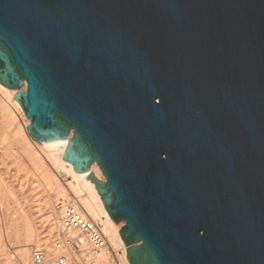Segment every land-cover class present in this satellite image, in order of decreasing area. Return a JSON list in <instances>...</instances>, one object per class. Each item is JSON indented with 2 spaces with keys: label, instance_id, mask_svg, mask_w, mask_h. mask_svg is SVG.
<instances>
[{
  "label": "water",
  "instance_id": "obj_1",
  "mask_svg": "<svg viewBox=\"0 0 264 264\" xmlns=\"http://www.w3.org/2000/svg\"><path fill=\"white\" fill-rule=\"evenodd\" d=\"M0 84L130 264H264V0H0Z\"/></svg>",
  "mask_w": 264,
  "mask_h": 264
},
{
  "label": "bare ground",
  "instance_id": "obj_2",
  "mask_svg": "<svg viewBox=\"0 0 264 264\" xmlns=\"http://www.w3.org/2000/svg\"><path fill=\"white\" fill-rule=\"evenodd\" d=\"M15 92H16L15 90L8 89V88L4 87L2 84H0V112L3 115V119H1V121L4 120V123L1 122V124H5L7 129H10L13 127L14 115H13L12 111L7 108L6 104H4L2 99L3 98H5V99L10 98L13 108L20 109L22 111L19 103L16 100H14V98H13ZM22 113H23V111H22ZM28 124H29V122H26L25 126L22 129L21 128L15 129L13 127V129H15L12 133V137L14 138L13 140H16V138L21 137V139H23L25 142L31 140L35 146H38L39 148H41V150H42L41 152L44 153L43 158H45V160H47L49 165H51L55 170H57L58 173L65 175V178H64V179H66L65 186L75 196H77L79 198L78 200L80 201V204L84 208L86 213L94 219H97V218L101 219V221L104 225V229L109 234L110 243L114 246L118 245L121 247L120 255L122 257L123 264H130L128 262V260L126 259L124 243L122 242V239H121L120 234L118 232V230L123 225V223L118 222L115 224L114 221L110 218L109 214L107 213V211L103 207L100 196L95 189L94 183H92L90 180H88L86 178L87 172L78 173V172L74 171L73 166L70 163L63 160L62 155H63L67 141L66 140H55V141H51V142H47V143L35 142L30 138V136L27 133L26 126ZM7 129H4V130L7 131ZM1 130H2V132H5L3 130V126H2V129H0V134H1ZM1 135H0V137H3L4 134L2 136ZM4 142H6V141L4 140L3 143ZM18 143H20V140ZM5 144H7V142ZM24 144H28V142H26ZM33 149H31L29 146H26V147H24V152H22V153H25L28 156L29 160L31 161L30 164H33L34 169L36 168L39 171V173L41 174L42 180L44 181V183L46 185H48V188H49L54 183L53 182L54 176L49 170L45 169V167H44L45 162H43L42 158L40 157L41 155H39L38 152L34 151ZM20 151H22V150H20ZM2 153H4V152H2ZM3 158H5V157H3ZM3 158H1V160H5ZM16 161H17V159H16ZM5 170L6 169H4V171ZM90 171L94 172L99 179L104 180V177H103L100 169L96 165V163L91 164ZM15 175H16V173H15ZM7 176H9V174L6 175V177ZM16 176H18V175H16ZM16 180H18V179H16ZM0 181H1V179H0ZM1 182H3V180ZM16 183H18V182H16ZM20 184H21V182L17 186L22 187ZM11 185H12V183H11ZM14 188H16V187H14ZM0 189H2V188H0ZM6 189H8V188H6ZM6 191H8V190H6ZM1 192H3V190ZM11 192H12V190H11ZM14 192H12L13 193L12 195H14L13 197L15 198L16 195L14 194ZM2 194H4V192ZM8 195H9V193H8ZM82 195H85V196H82ZM3 196L5 197L6 195L4 194L0 198V200L3 199V201H1V203H0V208H1L0 212H2V214L4 215V219L6 220L5 223H4L5 220L4 221L2 220L3 224H6L5 226L10 228V230L6 229V231L8 230V232H9V233H6V234H8V235H6L7 239L9 238L8 240H11V241L14 240L15 241V244H16L15 249H16V255H17L16 258L23 260V262L26 261V263H27L29 261L28 258L30 257V255H29V246L30 245H32L33 247H36V246L40 245L41 244L40 242H42V241H44V243H46V244L50 243L49 239L55 234V232L58 228V226H56V220L54 219L55 217L52 215V213H50L51 211L46 207V209H44L45 212L42 214V216H39V217H36L35 211L32 208H29L26 210L21 209L20 213H17L19 215L13 216V218H12L10 216H12V214L14 215V213L17 210L13 211L12 208H8L9 203L7 204L6 200H8L9 197L5 199V198H3ZM10 196H11V194H10ZM40 198L42 199V201H41V205H39L40 206L39 209L42 208L41 206H46V204H47L46 196L44 193L41 194ZM16 199L17 198H15V200ZM18 200H20V198ZM15 202H17V200ZM18 203L19 204L21 203V205H22L21 201L17 202L16 203L17 207H18ZM9 206H11V205H9ZM19 207H22V206H19ZM9 209H11L13 211L12 212L10 210V213H12V214L9 213ZM17 209L20 210V208H17ZM9 214H10V216H9ZM37 222H39V225L37 224ZM38 227L39 228L44 227V228L41 229V232H39L40 230H37ZM45 229H46V232L43 233V231ZM36 231L39 233H37ZM72 235L75 236L76 232H73ZM1 237H0V264H18L17 263L18 261L16 262L17 259L15 260L13 258L14 256L13 257L11 256L10 251H8L7 247H6L7 250L5 249V247H4L5 243L3 244ZM78 241H79V248H80L81 255L84 257V260L87 262V264H111L110 263L111 257L109 254H107L106 252L95 253V252H92L91 250H88V247H89V246H87L88 242L83 238V236H78ZM118 250H120V249H118Z\"/></svg>",
  "mask_w": 264,
  "mask_h": 264
},
{
  "label": "rangeland",
  "instance_id": "obj_3",
  "mask_svg": "<svg viewBox=\"0 0 264 264\" xmlns=\"http://www.w3.org/2000/svg\"><path fill=\"white\" fill-rule=\"evenodd\" d=\"M2 100H3L4 104H6L7 108L9 110H11L13 115H14L13 127L15 129H17V128L22 129L25 126L26 122H29L27 120V118L25 117V115L22 113V111L20 109L13 108L10 98H6V99L3 98ZM1 119H3V115L0 112V126H1L0 129H2V126H3V130L7 129L5 124H1V122L4 123V120L1 121ZM13 127L10 129H7V131L4 130L5 132H2V130H1V134L2 135L4 134V135H3V137H0V160L3 157H5V158H3L5 160L0 161V171L2 172V173L0 172V179H1V181L3 180V182L0 181V186H1L0 188H2V189H0V198L2 197V195L5 194L7 197L3 196V198L6 199L9 197L8 200H6V201H7V204L9 203V205H11V206L8 205V208H12L13 211L17 210L13 215L12 213H10L11 209H9V213L12 214V216H10V214H9V216L12 218H13V216L19 215L17 213H20L21 209L26 210L29 208H32L35 211L36 217H39V216H42V214L45 212L44 209H46V207H47L51 211L50 213H52V215L55 217L54 219L56 220V226H57L58 220H57V217L53 211L54 201H57L58 199H63V200H68V201H71L72 203H77V204L81 205L80 201L78 200L79 198L77 196H75L65 186V183H66V179H64L65 175L58 173L57 170H55L51 165H49L47 160H45V158H43L44 153L41 152L42 151L41 148H39L38 146H35L31 140L26 141V142H28V144H24L26 142L23 139H21V137L16 138L17 141L13 140L14 138L12 137V133L15 130V129H13ZM4 140L7 142V144H5L6 142L3 143ZM19 140H20V143H18ZM26 146H29L31 149L34 148L33 150L38 152L39 155H41L40 157L42 158L43 162H45L44 163L45 169L49 170L53 174V176H54L53 182L54 183L51 187L48 188V185H46L44 183V181L42 180L41 174L39 173V171L36 168L34 169L33 164H30L31 161L29 160L28 156L25 153H22V152H24V147H26ZM20 150H22V151H20ZM2 152H4V153H2ZM16 159H17V161H16ZM4 169H6V170L4 171ZM15 173L18 176H16ZM8 174H9V176L6 177V175H8ZM16 179H18V180H16ZM16 182H18V183H16ZM20 182H21L20 185L22 187L17 186ZM11 183H12V185L13 184L14 185L12 186ZM14 187H16V188H14ZM6 188H8V189H6ZM5 189L8 191L10 190V191L8 192ZM2 190H3L4 194H2L3 193V192H1ZM11 190H12V192H14L16 190L14 192V194L16 195L15 198H17L16 199L17 202L21 201L22 205H21V203L20 204L18 203V207L16 206L17 202H15L16 200L13 197L14 195H12L13 193L11 192ZM8 193H9V195H8ZM42 193H44L46 196L47 204H46V206H41L42 208L39 209L40 208L39 205H41V201H42V199L40 198ZM10 194L13 198L10 196ZM82 196H85V195H82ZM19 198H20V200H18ZM1 201H3V199L0 200V203H1ZM19 206H22V207H19ZM17 208H20V210ZM2 220L4 221L5 219H4V215L2 214V212H0V225H1L0 226V228H1L0 229V233H1L0 237L2 236L1 240L3 241V244L5 243L4 244L5 249L7 247L8 251H10L11 256L12 257L14 256L13 258L16 260L17 255H16V249H15V247H16L15 241L12 240L13 241L12 242L11 240H8L9 238L7 239L6 235H8V234H6V233H9V232H8V230L6 231V229L10 230V228L6 227L5 226L6 224H3ZM5 222H6V220L4 221V223ZM37 224L39 225V222H37ZM43 228L44 227H40V228L38 227L37 230H40L39 232H41V229H43ZM39 232H37V233H39ZM44 232H46V229L43 231V233ZM109 241H110V237H109ZM40 243H44V241H42ZM87 246H89V245L87 244ZM111 246L116 251H119L118 249L121 250V247L118 245L114 246L111 244ZM32 247H33L32 245L29 246V255H30ZM88 250H89V247H88ZM119 256L121 257V255L120 254L117 255V257L119 259V263L123 264L122 257L120 258ZM16 262L18 264H26V261L23 262V260H20V259H17ZM110 263L111 264H117L114 259H111Z\"/></svg>",
  "mask_w": 264,
  "mask_h": 264
},
{
  "label": "built area",
  "instance_id": "obj_4",
  "mask_svg": "<svg viewBox=\"0 0 264 264\" xmlns=\"http://www.w3.org/2000/svg\"><path fill=\"white\" fill-rule=\"evenodd\" d=\"M53 211L58 220L57 231L49 244L32 247L26 264H87L80 252L78 236L88 242L89 250L106 252L120 264L117 255L121 250L116 251L111 246L100 218H92L81 205L63 199L54 201ZM73 232H76L75 236Z\"/></svg>",
  "mask_w": 264,
  "mask_h": 264
}]
</instances>
